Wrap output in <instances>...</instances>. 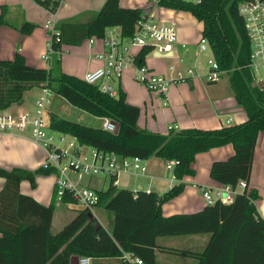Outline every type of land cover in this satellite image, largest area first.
Instances as JSON below:
<instances>
[{
    "label": "trees",
    "instance_id": "trees-1",
    "mask_svg": "<svg viewBox=\"0 0 264 264\" xmlns=\"http://www.w3.org/2000/svg\"><path fill=\"white\" fill-rule=\"evenodd\" d=\"M37 4L56 13L61 0H35ZM243 0H203L199 4L185 0H158L164 9L190 13L202 24V38L206 39L214 61L227 74L237 104L243 108L247 120L241 125L217 130L170 129L158 134L140 129V111L127 104L119 90L116 97L102 94L97 86L67 75L61 70L60 52L64 45L79 46L91 38L101 39L108 29H116L122 38H130L144 12L123 8L119 0H106L102 8L86 20L58 24L60 42L54 44L55 54L49 69L26 64L16 54L13 60L0 61V112L19 104L25 93L34 88L47 87L71 106L97 118H109L118 125L116 134L93 128L49 114V129L74 137L82 146L126 157H151L164 161L175 160L176 181L194 174L191 168L195 156L214 148L231 145L234 153L224 161L211 165L210 177L223 187L236 190L240 181L248 183L257 137L264 132V87L256 85L250 64V42L238 14ZM0 13V27L16 29L29 35L36 27L28 22L14 25ZM150 48L139 51L137 66H145ZM54 168L41 167L35 171L0 168L4 188L0 191V264H70L72 257L121 258L125 254L138 257L143 264H157L156 254L167 253L194 259L196 264H264V220L255 202L256 191L247 188L237 193L230 205L219 202L202 211L164 217L162 205L178 196L183 184L174 185L159 196L138 190L118 189L111 182L104 191L97 192L96 206L110 216L107 230L89 210L81 209L58 233H51L53 203L47 207L24 196L19 191L22 181L35 188L37 175L50 176ZM63 204L77 205L65 194ZM208 235L201 252L181 251L159 245L160 238ZM124 264H127L123 261Z\"/></svg>",
    "mask_w": 264,
    "mask_h": 264
},
{
    "label": "crops",
    "instance_id": "crops-1",
    "mask_svg": "<svg viewBox=\"0 0 264 264\" xmlns=\"http://www.w3.org/2000/svg\"><path fill=\"white\" fill-rule=\"evenodd\" d=\"M105 1L61 0V4L54 14L55 21L59 24L86 20L98 12ZM150 2L151 0H119V4L123 8L140 9L146 14L153 15L157 20L173 23L176 27L177 42L173 51L168 54L151 51L146 55L144 65L154 74L167 79L173 77L172 72L169 71L170 66L180 71L191 68L194 74L190 83L171 85L164 98L158 94L150 93L143 85L134 83L135 66L127 69L117 87L125 94L127 104L139 109L138 127L165 135L170 129L208 131L243 124L247 120V115L243 108L237 104L229 80H223L222 76L218 82L208 83L206 79L208 67H206L203 55L206 52H201L198 45L202 38V24L190 13L150 7ZM2 7L5 8V19L11 24L20 25L23 22H28L36 27L29 35H21L16 29L1 26L0 61L13 60L18 53L24 57L28 66L49 69L50 62L46 63L42 60L47 41L44 25L52 17L49 11L37 4L35 0H0V13ZM95 39L92 43H90V39L85 40L79 46H62L63 49L60 52L62 72L82 79L86 72L98 68L100 62L94 56L103 52V45L101 39ZM66 47L69 48L65 52L72 58L64 60V48ZM27 94L28 92L25 93L19 104L11 106L5 112H33L34 102L32 106ZM47 113L49 115L52 112L48 110ZM233 153V147L225 145L197 154L191 165L194 174L185 176L182 180H177L174 183L172 182L173 173H170V179L169 175H165L162 170V163H166V161L151 157L144 160V165L147 168L145 174H129L131 178L127 188L133 192L141 190L161 196L170 190L171 184H183L182 192L162 205V215L171 217L197 213L207 206L201 189L208 188L213 192L223 189V186L211 179V165L217 161L227 160ZM44 160V152L32 143L28 132L0 134L1 169L10 171L18 168L35 171L43 167ZM164 171H166L165 167ZM105 180L96 177L85 179L84 182H88L89 186L95 188L96 191H104L109 186V180H107V186ZM96 182L100 183L102 187L98 188ZM4 184V179L0 178V191L4 188ZM35 184V188H31L29 182L22 181L19 186L20 193L32 198L42 206L51 205L55 197L53 175H37ZM118 185L119 180L117 179V188ZM247 189L257 192L259 199L255 205L264 220V132H260L257 137ZM239 191L237 190L238 193ZM98 210L97 215H94L93 210L91 214L108 230L111 218L107 212L102 209ZM208 239V235L177 236L160 238L158 243L181 251L201 252ZM90 260L91 264H124L118 257L90 258ZM156 262L157 264H196L194 259L160 252L156 254Z\"/></svg>",
    "mask_w": 264,
    "mask_h": 264
},
{
    "label": "built area",
    "instance_id": "built-area-1",
    "mask_svg": "<svg viewBox=\"0 0 264 264\" xmlns=\"http://www.w3.org/2000/svg\"><path fill=\"white\" fill-rule=\"evenodd\" d=\"M158 0H151L150 7H158ZM194 4H199L203 0H185ZM50 13V12H49ZM49 19L44 28L48 32L49 40L46 43V50L42 60L49 63L55 54L54 44L60 42V31L55 21L54 14ZM238 14L241 17L250 42V64L254 80L260 70H264V0H243L238 6ZM95 38H91L90 43ZM103 52L95 55L94 58L100 62V66L92 71H88L82 80L93 86H97L102 94L116 97L118 87L125 71L135 66V80L143 84L150 93L158 94L162 97L167 96L168 88L171 85L180 83H190L193 77L191 68L183 71L176 70L173 66L169 67L173 77L167 79L163 76L154 74L146 66H137L136 57L140 50L150 48L162 54L173 51L177 42V30L173 23L161 22L153 15L144 13L135 27V33L130 38H122L116 29H108L105 36L101 38ZM201 52L210 50L206 39L199 40ZM211 52V51H210ZM208 71L206 79L208 83L218 82L223 72L218 64L212 59L207 61ZM52 92L47 87L40 88V96L35 102L33 114L23 111L20 113L0 112V134L26 133L29 134L32 143L39 147L45 154L44 168H54V185L58 202L62 201L65 194L70 195L73 200L82 207L81 209L92 210L97 206L99 197L95 188L89 186L85 179L96 177H107L109 184L113 182L116 186L117 178L125 174H145L147 168L144 160L133 156H120L115 153H106L93 148L82 146L78 141L69 135L64 147L53 143V137L48 136L49 125L45 120L47 105L50 102ZM102 129L114 133L116 125L109 118H102ZM70 139V140H69ZM65 139L61 137L60 143ZM89 149V152L87 149ZM177 161L168 160L165 163V170L173 173ZM73 176V177H72ZM176 181L174 174L172 182ZM174 186L171 184L170 189ZM247 188L245 181L237 184L236 190L230 187L213 192L208 188L201 189L202 197L207 206H213L217 202L223 205H230L234 201L235 195L242 193ZM127 264H143L142 260L130 254L122 257ZM79 264H91L88 257L79 258Z\"/></svg>",
    "mask_w": 264,
    "mask_h": 264
},
{
    "label": "rangeland",
    "instance_id": "rangeland-1",
    "mask_svg": "<svg viewBox=\"0 0 264 264\" xmlns=\"http://www.w3.org/2000/svg\"><path fill=\"white\" fill-rule=\"evenodd\" d=\"M45 32H46V40L48 41L49 35H48V32L46 30H45ZM94 40H96V39H94ZM47 41H46V43H47ZM67 48H69V47L64 48V52ZM61 49H63V48H61ZM203 55H204L206 63L208 60L212 59V55L210 56V50H207V52ZM63 57H64V60L72 58L71 56H69V54H67V52L64 53ZM222 79L228 80L227 74L224 73ZM255 82H256V85L258 87H260V88L264 87V70H260L258 72ZM134 83L143 85V84L139 83L138 81H136L135 78H134ZM27 96L29 97L30 103H32V106H33V102H34V107L32 109L33 112H31V114H33L35 111V102L38 99V97L40 96V89L34 88L33 90L28 92ZM47 109L50 110L52 113L58 115L60 118H63V119L69 120V121H73V122H76V123H79L81 125H85L88 127L102 128L103 122H102L101 118L93 117V116L89 115L88 113H85L84 111H81V110L71 106L68 102H66L63 98H61L58 95L51 94L50 102L47 105ZM48 116L49 115L47 113L45 116V120H46L47 124L49 125V117ZM27 132L28 133L30 132L29 129H27L26 133ZM47 134L49 137H53V143L55 145L60 146V147H64L66 145V142L68 141V137H64L63 134L51 131L50 129L48 130ZM61 137H63L65 139V141L63 143L59 142V139ZM86 149L89 152V149L88 148H86ZM164 166H165V162L162 163V168H163L162 170H163L164 174L165 175L168 174L169 178L171 179V174H170L171 172L164 171ZM103 178L106 179L105 185L107 186L108 185V181H107L108 178L107 177H103ZM130 178L131 177L129 174L120 175L117 178L119 180L118 189L119 188L120 189L121 188L128 189L127 188L128 183H129L128 181L130 180ZM96 186L98 188L102 187V186H100V183H98V182H96ZM105 187H103V188H105ZM54 205H55V207H54L53 220H52V226H51V233L52 234L58 233L62 229L63 226H65L68 222L71 221V219L75 216L76 212L81 210V208H82L79 205L63 204L61 202H58L56 197L54 200ZM97 212H99V210L97 208H94L93 209L94 215H97Z\"/></svg>",
    "mask_w": 264,
    "mask_h": 264
},
{
    "label": "water",
    "instance_id": "water-1",
    "mask_svg": "<svg viewBox=\"0 0 264 264\" xmlns=\"http://www.w3.org/2000/svg\"><path fill=\"white\" fill-rule=\"evenodd\" d=\"M115 125H116V129L114 131V134H116L117 131H118V125L117 124H115ZM90 216L93 219V216L92 215H90ZM70 264H79V258L77 256L72 257L71 260H70Z\"/></svg>",
    "mask_w": 264,
    "mask_h": 264
}]
</instances>
